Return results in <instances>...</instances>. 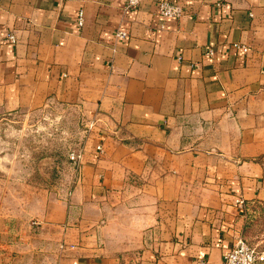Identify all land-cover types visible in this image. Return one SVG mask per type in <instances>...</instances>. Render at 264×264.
<instances>
[{
  "label": "crops",
  "instance_id": "0c3cea01",
  "mask_svg": "<svg viewBox=\"0 0 264 264\" xmlns=\"http://www.w3.org/2000/svg\"><path fill=\"white\" fill-rule=\"evenodd\" d=\"M127 1L0 0V110L85 126L0 264H222L264 204V0Z\"/></svg>",
  "mask_w": 264,
  "mask_h": 264
},
{
  "label": "rangeland",
  "instance_id": "374dc122",
  "mask_svg": "<svg viewBox=\"0 0 264 264\" xmlns=\"http://www.w3.org/2000/svg\"><path fill=\"white\" fill-rule=\"evenodd\" d=\"M84 131L82 115L66 105L0 110V252L14 234L3 232L4 223L15 220L23 204H34L51 188L57 192L55 186L68 169V156L79 148ZM241 235L264 250V204L249 208Z\"/></svg>",
  "mask_w": 264,
  "mask_h": 264
},
{
  "label": "built area",
  "instance_id": "2783aa9c",
  "mask_svg": "<svg viewBox=\"0 0 264 264\" xmlns=\"http://www.w3.org/2000/svg\"><path fill=\"white\" fill-rule=\"evenodd\" d=\"M140 0H128L127 4L136 5ZM158 12L162 17H179L183 13L182 6L172 0H159ZM83 23V14L79 13V25ZM116 36L124 38L127 36L125 30H118ZM6 40L8 42H16V36L14 33H8ZM238 48L243 51H247L248 47L245 44H236ZM209 54H213L212 49L208 50ZM91 126V124L89 125ZM97 150L102 152V145H97ZM82 152L80 149L71 152L68 159L73 162H78L81 158ZM70 194V191L68 192ZM239 205L243 207V200L237 199ZM222 264H264V250H258L256 247L248 243L242 236L238 237L233 244L232 248L226 252L223 256Z\"/></svg>",
  "mask_w": 264,
  "mask_h": 264
}]
</instances>
